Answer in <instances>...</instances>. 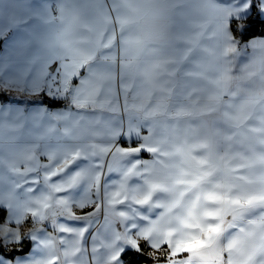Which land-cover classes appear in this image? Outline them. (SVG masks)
Wrapping results in <instances>:
<instances>
[{
  "label": "snow or ice",
  "instance_id": "obj_1",
  "mask_svg": "<svg viewBox=\"0 0 264 264\" xmlns=\"http://www.w3.org/2000/svg\"><path fill=\"white\" fill-rule=\"evenodd\" d=\"M86 2L0 0V264H264V0Z\"/></svg>",
  "mask_w": 264,
  "mask_h": 264
},
{
  "label": "crops",
  "instance_id": "obj_2",
  "mask_svg": "<svg viewBox=\"0 0 264 264\" xmlns=\"http://www.w3.org/2000/svg\"><path fill=\"white\" fill-rule=\"evenodd\" d=\"M107 2H108V0H106V3ZM76 7L82 9L84 11L85 16L87 18H91L92 17V15H93V11L92 10H93L94 6L89 4V3H87L86 0H80V3H78L76 5ZM195 7H196L195 5H187V6H185L186 18L185 19L177 18V23L179 25H181L184 28V30L186 32L190 33V34L194 33V31H195L190 26L191 22H195V23L203 22L197 17L196 13L193 11V9ZM211 28H212V25L209 22L207 36H210ZM233 35L236 37L237 40L240 41L241 44H246L250 40H253V39H264V34L263 35H255V36H252V37H250L248 39H245V40L240 39V37L237 36L235 33H233ZM214 47H215V42L213 40L208 39V38H202L201 39V48L202 49L206 48V49H209V50H213ZM246 52L249 55H251L252 50L251 49H247ZM195 58L197 60H199L200 62H202V63H209L210 62V57L204 51H199ZM248 62H249L248 59L245 58V56H243V55L240 56V57L235 58V61H234V74L235 75H239L240 72L238 70L241 67H243L244 64H246ZM186 70L194 71L195 69L192 66L189 65V66L186 67ZM183 83H186V84H188L189 86H192V87H200V88H207L208 87V85H206L202 81L185 80V81H183ZM21 96H22V94H20V93H17L15 91H10L8 98H0V102H10V101H13V100H19L21 98ZM27 99L30 100L32 98L28 97ZM41 99H43V94H41V96L39 98H37L35 104H29L27 106L28 107L37 106V105H39V101ZM67 103H68L67 101H64L63 105H50L49 103L44 101V106L47 107L51 111H56V110L65 109L67 107ZM73 111H75V109H73ZM97 115H101V114L97 113ZM111 118H112L111 114H109L107 112H104L101 115L102 121H108ZM9 120H10V117H7L5 119V123L7 124ZM164 123L166 125H168V126H173L174 125L178 130H185V129L189 128V126L196 127V123L195 122H185V121L176 122V121L168 120V121H165ZM95 130L99 131L100 128L96 127ZM144 134H147V133L145 132ZM4 135H5V139L7 140V138L10 135H16V134L15 133H10L7 130V128H5ZM120 143H121L122 146L127 147V144H124L123 141H120ZM253 147H254V149L257 152H259L261 150L260 145L255 144V142H253ZM236 151H243V149L242 148H237ZM140 158L142 160L151 161L153 157H152V154H150V153L142 152V153H140ZM48 231L52 232V229L48 228ZM89 246H90V242H89ZM30 251H31V249L28 252H26V253L17 254V255H27V254H29ZM89 259H91V257H89ZM145 264H148V263H145ZM151 264H156V262L151 263ZM159 264H163V260H161L159 262Z\"/></svg>",
  "mask_w": 264,
  "mask_h": 264
},
{
  "label": "trees",
  "instance_id": "obj_3",
  "mask_svg": "<svg viewBox=\"0 0 264 264\" xmlns=\"http://www.w3.org/2000/svg\"><path fill=\"white\" fill-rule=\"evenodd\" d=\"M235 34L237 36H239L240 39H242V40L248 39V38H250L252 36H255V35H263L264 34V25H262L259 21H257L255 23L254 27L249 32H247L246 34H244V35H240L238 33H235ZM8 96H9V92L0 93V98H8ZM43 100L45 102L49 103L50 105H63L64 104V101H52V100L47 99L45 97H43ZM3 211L4 210L1 209L0 221H2V219L4 218L3 216H4L5 213ZM21 247H23V252L17 253V254L26 253V252H28L31 249V245L28 244V243H25L24 245H21ZM143 250H144V255L142 257L138 258V264H145V263L151 264V263H154L155 261L149 255V253L152 250L149 247H147L146 245L143 246ZM135 259H137V258L134 257V255L132 253H129L128 255H126L124 257L125 261L135 260Z\"/></svg>",
  "mask_w": 264,
  "mask_h": 264
},
{
  "label": "rangeland",
  "instance_id": "obj_4",
  "mask_svg": "<svg viewBox=\"0 0 264 264\" xmlns=\"http://www.w3.org/2000/svg\"><path fill=\"white\" fill-rule=\"evenodd\" d=\"M3 210H4L3 212H4L5 214H4V216H3L4 218L2 219V221H0V224H2V223L5 222V219H6V216H7V211H6L5 209H3ZM0 213H1V209H0ZM30 227H31V224H30V223H27V224H26V227H25V231H27V229L30 228Z\"/></svg>",
  "mask_w": 264,
  "mask_h": 264
}]
</instances>
